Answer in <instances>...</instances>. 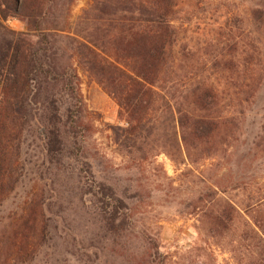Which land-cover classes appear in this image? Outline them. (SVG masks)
<instances>
[{
	"label": "trees",
	"instance_id": "trees-1",
	"mask_svg": "<svg viewBox=\"0 0 264 264\" xmlns=\"http://www.w3.org/2000/svg\"><path fill=\"white\" fill-rule=\"evenodd\" d=\"M76 1L0 0V206L22 183L25 143L32 136L38 148L35 164L41 161L36 166L39 178H73L79 202L101 233L123 242L136 235L139 244L133 250L122 243L120 264H166L156 239L133 232L127 190L96 177L84 145L92 126L86 122L77 67L117 105L125 126L111 131L133 161L144 162L158 149L175 164H198L233 141L235 120L221 116L213 86L194 81L179 93L173 91L170 59L178 32L171 21L177 0H93L72 26ZM9 19L22 21L25 31L8 28ZM252 21L264 31V8L252 10ZM247 61L254 92L264 80L263 69L254 54ZM158 118L165 120L161 144ZM216 194L206 189L191 199L188 209L208 223L210 237L214 226L231 229L236 237L232 253L241 255L238 264H264V196L249 197L240 210L218 203ZM36 197L5 234L12 256L22 264L33 262L49 236Z\"/></svg>",
	"mask_w": 264,
	"mask_h": 264
},
{
	"label": "rangeland",
	"instance_id": "rangeland-1",
	"mask_svg": "<svg viewBox=\"0 0 264 264\" xmlns=\"http://www.w3.org/2000/svg\"><path fill=\"white\" fill-rule=\"evenodd\" d=\"M92 1H76L72 26ZM261 8L264 0L175 3L171 23L178 37L170 59L173 91L179 93L194 81L213 86L219 94L221 116L233 118L237 126L228 146L195 165L175 164L158 149L148 153L144 162L128 158L111 131L112 127L125 126L117 105L77 67L86 122L92 126L84 145L94 162L96 177L118 190H127L133 232L156 239L166 264H238L241 255L232 253L236 237L231 229L221 231L214 226L210 237L208 223L192 214L188 204L208 188L216 190L218 203L235 204L240 210L245 209L249 197L264 196V80L251 92L249 82L254 74L247 71L248 56L254 54L264 74V31L252 21V10ZM6 25L16 32L26 29L16 19H9ZM164 121L158 118L159 144L163 142ZM25 144L22 183L0 206V264H22L12 256L5 234L32 196H37L45 211L49 236L29 264H75L76 258L83 262L88 259L91 264H120L122 243L133 250L139 244L136 235L123 242L101 233L97 221L79 202L74 179L66 174L53 177L52 182L39 178L37 142L28 136ZM91 180L88 178L89 183ZM241 229L238 224L237 231Z\"/></svg>",
	"mask_w": 264,
	"mask_h": 264
}]
</instances>
